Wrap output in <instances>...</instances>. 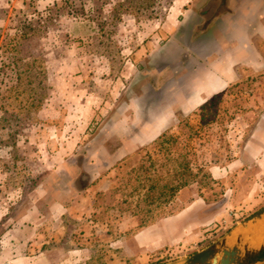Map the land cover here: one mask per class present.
I'll return each instance as SVG.
<instances>
[{
    "label": "rangeland",
    "instance_id": "obj_1",
    "mask_svg": "<svg viewBox=\"0 0 264 264\" xmlns=\"http://www.w3.org/2000/svg\"><path fill=\"white\" fill-rule=\"evenodd\" d=\"M220 3L0 0V264L165 263L264 204V69L189 112L174 105L196 84L191 35ZM148 127L158 131L149 139ZM70 130L78 137H64ZM161 132L205 172L136 231L135 169L150 163L146 151L159 157L151 143ZM68 181L99 187L83 202L89 214L52 208L69 199ZM149 227L162 241L136 240Z\"/></svg>",
    "mask_w": 264,
    "mask_h": 264
},
{
    "label": "crops",
    "instance_id": "obj_2",
    "mask_svg": "<svg viewBox=\"0 0 264 264\" xmlns=\"http://www.w3.org/2000/svg\"><path fill=\"white\" fill-rule=\"evenodd\" d=\"M224 2L212 5V15L205 27L201 29L203 32L191 35L194 37L192 42L199 43L202 49L197 47L193 51L195 55L192 56V54L190 57L195 64L193 75L196 76V84L183 101L178 104L174 103L183 111L189 112L191 109L201 106L212 96L223 92L231 83L239 81L245 75L263 72L264 0H224ZM182 7L184 6L182 5ZM208 7L209 4H207ZM197 20L192 23V26L200 21V19ZM187 22L189 24V21ZM180 24H182L181 28L183 29L187 26L185 25L187 23ZM156 35L158 36V34ZM175 37H179L177 31L171 35L169 40L176 41ZM143 52L145 51L143 50ZM179 62L183 66V61L180 60ZM123 63L119 70L121 73L126 72L125 68L128 62ZM258 83L260 81L256 80L254 84ZM151 129V127L146 129L147 133L144 135L148 137L147 139L158 133L154 129L150 132ZM77 132L80 131L70 130V133L67 132L64 137H70L75 133L74 137H78ZM62 152L67 151L63 148ZM64 185L70 187L71 195L64 202L54 203L52 208L56 213L77 218L89 214L86 213L83 202L89 200L94 190L99 187L92 183L74 188V182L69 181L68 183L65 182ZM67 193L68 191H64V197L67 196ZM149 228L139 231L135 235L136 240L142 244L148 243L147 241L150 243L151 240L155 243L160 238L162 241V230L159 229L155 233L156 227ZM146 236H148V240H146Z\"/></svg>",
    "mask_w": 264,
    "mask_h": 264
},
{
    "label": "trees",
    "instance_id": "obj_3",
    "mask_svg": "<svg viewBox=\"0 0 264 264\" xmlns=\"http://www.w3.org/2000/svg\"><path fill=\"white\" fill-rule=\"evenodd\" d=\"M151 145L157 150L159 157L152 160L150 152L146 151V159H149L150 163L147 167L139 164L135 169L136 183L132 191L144 190V206L134 210V212L142 210V216L134 217L136 231L150 224L153 208L168 204L174 193L194 182L199 173L203 171L188 156V151L179 143L178 136L161 132L152 140ZM156 164L162 171L161 175L155 176L154 174L157 170ZM122 202L132 204V200L123 199ZM134 212H131V215L135 214Z\"/></svg>",
    "mask_w": 264,
    "mask_h": 264
},
{
    "label": "water",
    "instance_id": "obj_4",
    "mask_svg": "<svg viewBox=\"0 0 264 264\" xmlns=\"http://www.w3.org/2000/svg\"><path fill=\"white\" fill-rule=\"evenodd\" d=\"M264 220V204L200 250L158 264H264V236L254 230Z\"/></svg>",
    "mask_w": 264,
    "mask_h": 264
},
{
    "label": "bare ground",
    "instance_id": "obj_5",
    "mask_svg": "<svg viewBox=\"0 0 264 264\" xmlns=\"http://www.w3.org/2000/svg\"><path fill=\"white\" fill-rule=\"evenodd\" d=\"M254 232L253 238L256 241L264 236V220L257 224Z\"/></svg>",
    "mask_w": 264,
    "mask_h": 264
}]
</instances>
